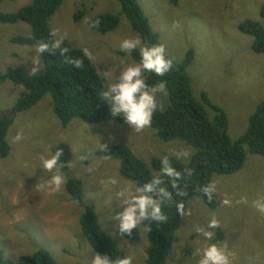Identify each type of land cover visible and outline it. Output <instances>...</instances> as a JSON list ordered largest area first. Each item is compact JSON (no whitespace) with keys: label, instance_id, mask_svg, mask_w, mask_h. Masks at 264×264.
Returning a JSON list of instances; mask_svg holds the SVG:
<instances>
[{"label":"rangeland","instance_id":"1","mask_svg":"<svg viewBox=\"0 0 264 264\" xmlns=\"http://www.w3.org/2000/svg\"><path fill=\"white\" fill-rule=\"evenodd\" d=\"M31 1L2 0L0 13L15 12ZM137 1L172 60L181 62L188 50L193 51V62L187 70L192 95L200 101V94L206 93L224 110L228 136L236 141L245 132L249 116L264 100V53L254 54L252 39L240 34L237 26L249 19L264 27L259 17L264 0H181L176 6L169 0ZM80 10L85 16L75 24L73 17ZM103 13L119 16V24L114 32L101 36L88 24ZM49 25L57 33L54 39L63 38L72 48L88 50L105 86L110 82L106 73L118 76L124 65L134 63L120 50V43L137 35L116 0H63ZM29 32L22 23L0 24V74L7 68H23L30 74L34 67L39 68L36 73L42 71L41 62L32 63L33 47L10 42L12 37ZM22 91L19 85L0 83V116H12L11 107ZM50 103V96H44L36 106L13 117L9 128L10 152L5 159L0 158V253L12 264L37 249L47 250L57 264H89L96 254L81 236L80 204L71 199L64 186L56 193L39 188L51 175L37 168L40 155L66 144L72 154L66 177L83 184V203L95 208L101 230L124 256L131 255L133 264H146L148 240L143 226L138 228V241L131 243L119 234V222L111 219L122 210L117 207V193L130 182L120 176L117 160L91 153L123 145L146 163L167 155L186 164L194 150L180 141L162 142L149 128L137 131L122 116L94 125L73 120L61 128ZM157 103L161 109L167 106L164 90L157 93ZM17 133L23 134L18 142L14 139ZM81 156L86 159L81 160ZM213 182L218 188L219 206L210 210L199 198L189 202L191 215L182 216L166 264H197L195 251L203 242L193 232V225H203L213 215L220 220L214 242L234 252L235 264H264V215L251 207L258 194L264 195V160L247 154L239 172L215 175ZM225 193L234 201L230 208L221 203ZM242 197L248 198V205L240 202Z\"/></svg>","mask_w":264,"mask_h":264},{"label":"trees","instance_id":"2","mask_svg":"<svg viewBox=\"0 0 264 264\" xmlns=\"http://www.w3.org/2000/svg\"><path fill=\"white\" fill-rule=\"evenodd\" d=\"M116 1L131 30L142 42L149 45L161 44L158 35L151 30L137 0ZM180 1L169 0V4L176 6ZM62 2L63 0H32L15 12L0 13V24L27 25L30 29L29 34L12 37L10 42L18 46L33 47L38 40L54 39L50 37L53 30L49 21ZM84 16V10L78 11L73 17V22L79 23ZM259 17L264 21V5L259 10ZM118 24L119 16L103 13L94 17L88 26L98 35L103 36L114 32ZM237 30L252 39L251 49L254 54L264 53V27L260 22L244 20L237 26ZM61 48L68 49L66 55H61L57 50L51 55L45 53L41 57L43 69L40 73L30 74L23 68H7L0 74V83L10 82L23 88L11 107L12 116H0L1 159H5L10 152L7 134L13 123V117L30 110L46 95L50 96L52 112L61 128H66L73 120L94 125L113 118L109 106L99 95L101 89L105 87L104 81L88 55L65 42L61 44ZM129 57L133 62H139L138 51H133ZM193 57V51L188 50L183 61L173 60V69L164 77L147 74L146 83L155 86L163 81L164 91L168 96L167 106L163 109L157 108L153 114L152 125L148 128L153 130L155 136L162 142L180 141L194 150L186 164L169 157L173 166L184 174L179 182L180 190L186 194L182 199L186 208L192 199L199 198L208 209L214 210L220 204L218 198L214 196L212 200H208L200 189L211 183L215 175L231 176L239 172L244 166L247 154L259 156L264 160V100L249 116L245 132L236 141H232L228 136V118L224 110L213 104L206 93L200 94V101L192 95L191 80L187 70L193 62ZM73 60H80L82 66L76 67L72 63ZM56 149L63 150L62 171L67 175L72 157L71 149L66 144H58L52 148V151ZM91 154L117 160L120 176L139 186H142L159 169L160 158L153 157L146 163L123 145L107 146ZM64 188L71 199L78 202L82 208L79 220L80 232L90 248L95 253L107 254L114 260L124 257L114 241L101 230L95 208L83 203L81 181L67 178ZM164 211L168 216L167 221L163 224L153 223L151 232H146L148 240L146 264H166L176 241V232L180 227L182 216L176 213L174 205L165 206ZM124 238L131 243L137 242L138 229ZM0 264H12V262L6 260L0 253ZM17 264L57 263L47 250L37 249L33 254L19 257Z\"/></svg>","mask_w":264,"mask_h":264},{"label":"clouds","instance_id":"3","mask_svg":"<svg viewBox=\"0 0 264 264\" xmlns=\"http://www.w3.org/2000/svg\"><path fill=\"white\" fill-rule=\"evenodd\" d=\"M57 33L53 31L50 37H55ZM63 38L38 40L33 45L35 55L32 58L34 65H39L41 57L47 53L59 50L61 55H66L68 49L61 48ZM120 50L126 54L138 51L139 62L126 64L122 67L118 76L113 73H106L110 82L99 92L100 98L106 102L110 108L113 118L123 117V120L131 128L140 131L152 125L153 114L157 111V93L164 90V82L155 86L146 83L147 74L156 77H164L173 69V60L168 56L163 44L149 45L142 42L139 37L124 39L120 43ZM85 55H90L87 49ZM76 67H81L80 60H73ZM39 68L34 67L32 73L35 74ZM17 142L23 139L22 133H17L14 138ZM63 150H49L47 155H40L37 168L51 175L39 185L41 190L56 193L66 184L67 177L62 171ZM81 160L86 157L81 156ZM183 173L173 166L169 156L160 158L158 171L151 176L142 186L131 184L117 193L119 200L118 208L112 220L118 221V232L123 236H130L133 231L143 226L146 232H151V226L163 224L168 216L164 211L165 206L174 205L179 216L191 215V210L186 208L182 199L186 194L180 190V181ZM108 183L115 184V180ZM200 191L208 199L212 200L218 194L215 182L202 187ZM180 198V199H177ZM241 203L248 205L247 197H242ZM225 207H232L234 201L226 193L221 201ZM251 207L260 215H264V195L258 194L251 201ZM220 220L216 216H211L203 225H193V232L202 246L197 248L195 254L198 258L197 264H235V254L227 248L215 243V230L219 229ZM133 257L126 255L122 258L111 259L107 254L96 253L89 264H133Z\"/></svg>","mask_w":264,"mask_h":264}]
</instances>
